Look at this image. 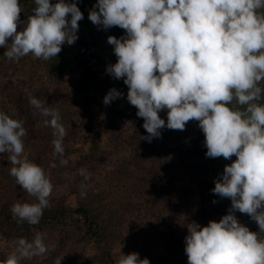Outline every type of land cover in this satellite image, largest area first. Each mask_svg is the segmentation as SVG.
Wrapping results in <instances>:
<instances>
[{
    "label": "clouds",
    "instance_id": "1",
    "mask_svg": "<svg viewBox=\"0 0 264 264\" xmlns=\"http://www.w3.org/2000/svg\"><path fill=\"white\" fill-rule=\"evenodd\" d=\"M33 2L32 14L21 20L20 0H0V47L10 61L28 55L47 61L78 39L84 16L76 2ZM88 19L98 29L125 30L120 38H107L117 60L106 71L123 80L127 101L143 118L148 135L140 139L151 142L164 128L183 131L189 121H197L206 157H236L211 190L231 200L228 214L207 226L186 225L188 264H264V0H97ZM122 97L112 88L103 103ZM29 104L49 118L44 123L53 130V154L66 166L67 130L59 110L35 96H29ZM27 134L22 120L0 111V154H7L15 183L35 199L16 202L10 211L17 222L37 225L51 206L54 185L50 173L24 154ZM78 174L85 182L91 177L87 168ZM237 211L247 214L259 232L241 224ZM46 238L43 232L31 240L17 238L14 251L0 264L47 254ZM115 264L150 261L137 252H121Z\"/></svg>",
    "mask_w": 264,
    "mask_h": 264
},
{
    "label": "rangeland",
    "instance_id": "2",
    "mask_svg": "<svg viewBox=\"0 0 264 264\" xmlns=\"http://www.w3.org/2000/svg\"><path fill=\"white\" fill-rule=\"evenodd\" d=\"M66 2H76L84 16L78 22V39L73 45L62 46L56 63L59 68L55 72L48 74L40 63L35 68L32 61L36 57L28 55L16 70L5 75L1 83L7 90L0 89V111L27 121L24 154L50 173L54 185L50 200H65L73 209L78 206L82 191H103L104 196L98 203L104 210L114 209L121 217L122 226L110 242L117 259L121 252L125 255L137 252L141 259H151L152 264H188L184 251L186 225L195 221L203 227L209 221L219 222L230 209L229 199H222L211 191L221 174L211 167L200 165L196 170L185 163L181 147L164 140L167 138L164 129L161 137L151 142L140 139L148 135L144 128L141 133L132 127L126 129L120 142H117L118 137L111 140L106 133L105 116L98 111L96 103L101 102L104 81L109 75L107 66L114 64L113 46L107 43L108 36L113 34L110 28L98 29L88 19L89 10L97 0ZM20 5L21 20H26L32 14L34 2L29 0ZM17 30L20 31L21 26ZM2 50L5 48L0 47ZM112 82L127 98L128 88L122 79L112 78ZM20 93H24L28 102L29 96H35L52 107L67 106L63 109L66 118L62 122L67 130L63 142L66 166H61L53 154V130L44 123L49 118L32 106L28 111L21 104L14 105ZM86 102L92 108L83 109L82 104ZM219 163L217 161V167ZM223 164L226 165L224 161ZM11 167L7 154H0V213L16 202H35L9 175ZM80 168H87L91 173L88 181H83L78 174ZM82 183L86 184V189L81 188ZM235 215L250 231L259 232L258 225L247 214L237 211ZM77 226L80 230L74 227L77 231L73 233V229H69L59 240L58 230H28L26 233L10 230L0 223V261L14 251L17 238L31 240L36 232H43L47 234V254L22 260L20 264H54L58 257L62 258L61 264H106L93 241L83 236L82 223ZM260 235L264 238V233ZM64 246L70 247L71 255Z\"/></svg>",
    "mask_w": 264,
    "mask_h": 264
},
{
    "label": "trees",
    "instance_id": "3",
    "mask_svg": "<svg viewBox=\"0 0 264 264\" xmlns=\"http://www.w3.org/2000/svg\"><path fill=\"white\" fill-rule=\"evenodd\" d=\"M26 1L29 0H20V3ZM30 1L32 2L33 0ZM110 31L116 38H120L121 36L125 35V30L117 26L111 27ZM5 51L6 49L0 51V89L2 88L1 82L5 75L7 76L8 73L16 70L20 63H23L26 59H28V56H26L21 58L18 63L15 61H10L3 55ZM58 55H60V53H58ZM58 55L56 58H52L47 61L37 58L34 59V61L29 58V61H32V63H34L35 68H38V63H40L39 65L42 66V69H45L48 74H50L51 72H55V70L59 68V65L56 66V63L59 59ZM116 60L117 58L115 56L114 63H116ZM115 84L116 83L112 82V77L110 75H107L104 81V89L101 93V102H97L96 105L98 111L105 116V119L107 121L105 123V125H107V135H110L111 140L118 137L117 142H120L125 135L126 129L130 130L131 127L136 131L143 133L141 128H143L142 125L144 122L136 116V108L132 107L129 104L127 98L122 97L115 99L109 105H105L103 103V98L110 89L115 88ZM5 88L6 87H3L2 90H7V88ZM23 95L24 93L15 97L16 103H14V105L16 104V106L19 107V104H21L23 105L22 108H26L29 111L31 105L23 97ZM66 107H61L60 105H58V107H54L60 112L61 122H63L66 118L65 111L63 110L66 109ZM82 107L83 109L88 110L92 108V105L86 102L82 104ZM159 115L161 118L162 115H164L163 119L165 120V122H167L166 111H161ZM26 122L27 121H24L25 128L27 126ZM164 132H167V134L165 135L167 138L164 140L168 143H173L181 147L184 162L189 163L193 169L197 170V167L201 165L205 168L211 167L213 170L218 171L220 174H222L225 167L223 161L226 165H228L235 160H225L223 157H206L207 149L204 146L205 137L203 132L199 129L197 121H189L185 126V130L183 131L164 128ZM217 161L220 162L218 167L216 164ZM194 164L195 167L193 166ZM220 167L221 169H219ZM73 190L79 193L77 188H73ZM103 196V191L100 192L90 189L89 192H86V197L82 198L80 194L78 206L73 209L65 200H50V208L44 211L43 217L40 223L37 225H29L26 222H17V220L14 219L11 214V207H8L7 209H4V211H1L0 223L10 230H25L26 233H28V230H58L61 235L57 239L62 240L63 234L67 230L73 229L74 227H77V229L80 230L77 224L81 222L83 226L81 228L84 229L83 236L86 239L93 241L96 249L99 252L100 259L106 264H115L117 257L113 252L110 242L114 239L116 235L115 233H118L122 226L121 217L117 211H114V209L104 210V208L98 203L100 197L103 198ZM229 201L230 202L227 203V206L231 207V200L229 199ZM77 229H73V233H76L74 231H77ZM64 248L67 250V253L71 255L70 247L64 246ZM149 261L150 264H152L153 261L151 259H149Z\"/></svg>",
    "mask_w": 264,
    "mask_h": 264
}]
</instances>
